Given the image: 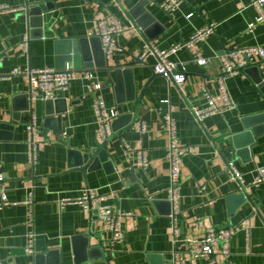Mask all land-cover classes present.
Listing matches in <instances>:
<instances>
[{
  "label": "crops",
  "instance_id": "1",
  "mask_svg": "<svg viewBox=\"0 0 264 264\" xmlns=\"http://www.w3.org/2000/svg\"><path fill=\"white\" fill-rule=\"evenodd\" d=\"M48 1L55 8L44 12L40 25L32 28L28 4ZM255 1L181 0L171 16L160 7L166 0H0V174L6 177L9 199L17 203L0 209V264H37L39 256L44 257L40 264H181L175 260L176 253L183 264H207L189 254L187 239L202 238L212 227L231 226H235L232 254L217 257V264H264V183L253 184L257 169L264 167V121L254 126L258 134L248 153L240 158L234 150L235 137L246 130L242 120L264 113V95L241 72L226 82L235 109L203 123L194 113V108L208 106L205 93L214 97L217 106L224 105L218 79L220 56L226 50L264 45V22L250 28L258 18ZM100 18L119 20L125 28L108 61L97 36ZM209 24L216 25L214 35L171 57L189 63L200 53L211 60L208 68L189 63L185 84H171L155 74V57L139 60L147 43L168 50ZM79 41L89 50L90 60L69 56L74 44L80 48ZM69 66L74 71L73 84L68 92L58 94L59 102L53 107L58 113L54 117L62 121L49 128L42 119L37 121L39 164L33 168L27 153V125L32 117H27L25 99L30 83L27 76L11 73ZM84 71L93 72L94 91L82 81ZM112 73H117L115 78ZM98 85L102 88L97 89ZM94 97L119 112L118 130L113 128L106 148L112 164L83 173L78 167L85 155H92L105 142L99 136ZM141 97L144 100L139 103ZM165 114L176 120L179 139L188 148L181 166L177 239L170 218V139ZM141 124L146 126L145 133L137 129ZM250 141L251 136L243 137L238 144ZM139 151L148 154L145 169L136 164ZM228 163L243 175L244 192L232 180ZM87 190L104 197V204L113 209L131 214L122 222L125 238L121 243H112L104 222L89 210L75 202L62 204ZM245 191L250 200L241 204L238 196ZM31 193L33 229L26 204ZM31 230L35 233L33 256L25 253Z\"/></svg>",
  "mask_w": 264,
  "mask_h": 264
},
{
  "label": "built area",
  "instance_id": "2",
  "mask_svg": "<svg viewBox=\"0 0 264 264\" xmlns=\"http://www.w3.org/2000/svg\"><path fill=\"white\" fill-rule=\"evenodd\" d=\"M120 1V0H117ZM181 0H166L160 7L170 14L175 13L176 9L180 5ZM253 6L258 11V18L255 23L250 25L252 29L256 23L264 22V0H257L253 3ZM1 10H9L3 7ZM192 15H189L190 19ZM216 25L209 24L206 27L197 30L189 39V41L174 45L168 50H160L155 45L147 43L144 47L143 53L140 57L141 62H145L150 57L156 58V64L153 67V72L167 79L171 84L183 85L187 82V65H195L202 68H208L211 64V60L203 57L200 53L193 56L189 63L175 62L171 60V57L176 55L181 50H190L194 45L204 43L210 36L215 34ZM125 31L124 26L119 20L108 18H100L98 20L97 36L100 37L102 43V50L105 59L114 57L115 49L118 46V38ZM29 37L24 41L25 50L29 47ZM254 59L264 60V45L253 46L245 49H232L226 50L222 56H220L221 75L218 79V85L221 89L224 105L219 107L216 105L214 97L205 93L208 106L206 108H194L196 119L199 123L213 115H221L228 110L235 109L236 106L231 101L229 92L227 90L226 82L232 76L241 73L247 66L248 60L251 62ZM27 76L30 83V90L33 99L41 98L42 101L57 100L59 93L68 92L74 81V71L72 67H67L64 70H58L54 68H45L40 70L24 71L22 69H15L11 76ZM82 81H84L91 91L94 88L91 87L94 74L92 71H84L81 75ZM97 89H101L102 86L98 85ZM94 109L98 118L100 127L99 136L103 141H107L113 136V124L119 118V112L116 109H108L105 103L97 97H94ZM163 122L165 124L166 133L170 139V145L168 149V163L170 166V196L169 202L172 207L170 218L175 223L176 217L180 214V198H181V166L184 157L188 153V148L181 143L179 139L178 127L176 120L171 114L163 115ZM38 118L33 115L32 121L27 125V153L28 161L31 167L35 168L39 164V150L37 144V137L39 136L40 125L38 124ZM139 132L145 133L146 126L141 124L137 128ZM128 153L132 152L131 149L126 146ZM148 154L145 151L137 152L136 164L141 169H145L148 166ZM228 169L231 173V178L234 182L239 183L240 190L244 192V177L241 172L232 163H228ZM257 177L253 184L264 183V167H259L256 171ZM6 177L0 174V209L16 205L12 202L4 186ZM105 198L98 196L90 190H87L84 195L78 199L71 200L65 199L62 201L63 205L69 203H77L84 209L89 210L99 221L104 222V227L107 232L112 235V243H121L125 238V231L123 229V220L131 216L129 213H124L119 210H115L112 207L104 204ZM26 204L30 207L28 215V225L33 229L34 227V194L31 193L26 201ZM235 226L226 227L223 229L210 228L206 231V234L202 238H188L187 243L189 245V254L194 258H201L206 261L207 264H217V257L223 256L230 258L231 252V240ZM174 235L177 239L180 236V231L174 225ZM25 253L28 255H35V233L33 230L28 234V241L25 247ZM175 260L183 264V258L180 254H175Z\"/></svg>",
  "mask_w": 264,
  "mask_h": 264
},
{
  "label": "water",
  "instance_id": "3",
  "mask_svg": "<svg viewBox=\"0 0 264 264\" xmlns=\"http://www.w3.org/2000/svg\"><path fill=\"white\" fill-rule=\"evenodd\" d=\"M55 8V4L50 3V1L46 2L45 4H37L32 5L28 4L27 6V17L31 24V27L33 28L35 24H39L40 17L43 15L44 12H46L49 9ZM40 25V24H39ZM86 43V42H85ZM80 48L77 49L76 44L71 48L69 52L70 55H74V57L77 56H84L85 60H90V54L89 50L85 47L83 44V41H79ZM248 64L246 68L242 71L245 75H247L251 81L257 86V88L262 92L264 95V60L257 63H252L250 60L247 61ZM109 67V66H108ZM117 73H112V77L115 78ZM149 86V85H148ZM148 86L143 90L142 95L145 96V93L147 91ZM25 99L28 101V106L26 108V114L27 117H33L36 116L38 119H42L44 122V127L49 128L50 124L61 122L62 119H56L54 116L57 113V111H53V107L56 105V103L59 102V100H48V101H42L40 97H38L36 100L32 98L31 93L25 95ZM144 100V97L140 98L139 103H141ZM14 118L17 120L18 116L15 115ZM264 113L260 115H256L255 117H247L242 120L243 127L246 129L244 134L238 135V137H235L234 142V150L237 153L238 157H242V153H248L250 151L251 145L255 141V137L258 134L257 129H254V126L264 120ZM56 121V122H55ZM115 124H113L114 130H118L115 128ZM3 125H0L2 127ZM251 141L247 143H239V139L243 137H250ZM109 143V139L105 141L101 147L92 155L86 154L85 155V162L81 164L78 167V170H80L83 173L92 172L97 170L98 168H108L109 165H111V161L109 159V154L107 152V145ZM239 199H241V204L247 203L248 200H250L248 193L245 191V193H241L239 196ZM93 216V215H92ZM93 219V217H92ZM94 233V232H92ZM44 257H37V264H40V261L43 260ZM59 264V263H58Z\"/></svg>",
  "mask_w": 264,
  "mask_h": 264
}]
</instances>
